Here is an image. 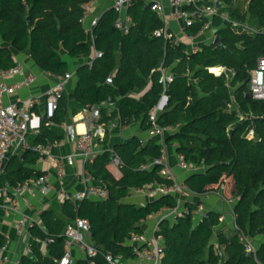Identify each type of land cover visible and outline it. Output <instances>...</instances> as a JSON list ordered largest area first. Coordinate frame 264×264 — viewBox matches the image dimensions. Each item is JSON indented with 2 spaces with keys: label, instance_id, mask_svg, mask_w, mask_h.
<instances>
[{
  "label": "trees",
  "instance_id": "trees-1",
  "mask_svg": "<svg viewBox=\"0 0 264 264\" xmlns=\"http://www.w3.org/2000/svg\"><path fill=\"white\" fill-rule=\"evenodd\" d=\"M92 0H0V36L10 47H0V71L17 66L14 51L28 53L35 65L52 76L66 77L69 64L62 53L71 59H88L93 51L82 25L84 5ZM235 20H253L260 30L256 35H238L222 21L213 24L217 38L225 48L200 43L196 53H186V45H176L154 37L163 23L152 10V5L135 1L128 14L133 24L128 34L115 26L119 15L110 9L94 28L95 49L103 54L92 67L83 65L77 70V87L69 98L83 107L93 108L103 103L117 108L101 109L100 124L109 126L115 119L122 125L141 122L143 130H150L149 113L161 98L160 65L175 75L168 89V105L161 113V126L178 127L166 143L175 146L178 155L187 163L204 167V172L189 175L184 184L197 196L222 194L225 199H236L234 211L240 230L257 243L254 257L245 252L238 235L221 229V215L207 212L196 222L192 212L201 204H186L190 214L176 222L160 223L165 243V262L168 264H264V102L247 97L248 79L264 57V0H221ZM202 23L188 30L198 35ZM226 67L234 70L230 84L225 76L216 77L208 69ZM109 76L114 85H105ZM139 99L133 93L146 90ZM66 97L63 95L54 116L41 117L40 134L30 139L32 147L50 145L62 140L47 123L60 124L67 116ZM237 104L244 115H252L241 122ZM38 115L39 111L34 110ZM111 111V112H110ZM254 124L258 141L244 137ZM109 132V129L107 133ZM108 138V134L106 136ZM103 142V144H105ZM113 153L122 162V177L117 180L109 171ZM21 156H10L0 168V190L16 187L27 180H36L43 173L33 170L39 155L27 151ZM161 157L160 145L149 141L146 145L138 137L115 145L100 153L87 170L105 185L108 198L101 201H67L61 213L44 211L41 226L30 233L46 245L48 256L33 248V256L24 255L21 264H58L65 253V231L76 218L90 224V240L99 250L94 264H109L105 256L121 257L122 261L135 258L128 241L133 234H142L141 223L164 209L177 206L174 196H162L143 206L125 202L130 192L150 184L171 186L160 176L163 167L151 165ZM146 168V169H145ZM215 240V241H214ZM7 239L0 233V246ZM75 264H91L90 259H79Z\"/></svg>",
  "mask_w": 264,
  "mask_h": 264
},
{
  "label": "built area",
  "instance_id": "built-area-1",
  "mask_svg": "<svg viewBox=\"0 0 264 264\" xmlns=\"http://www.w3.org/2000/svg\"><path fill=\"white\" fill-rule=\"evenodd\" d=\"M99 0H92L86 5L87 11L84 15L86 21L90 15L93 4ZM112 9L119 15L118 20L115 23L117 29L121 30L125 34H128L133 21L128 15L129 9L133 6L135 1L143 2L147 5H152V10L156 13L158 18L163 23V27L160 30L154 32L153 36L157 38H163L165 42L174 40L176 45L181 43L185 44L187 49L186 53H196L199 50L201 42H198L199 38L205 34H211L210 40L207 44H214L216 40L214 20L219 19L222 21L223 26H229L238 35H256L260 30L250 24L249 19L246 21L235 20L231 17L229 11L223 8H227L221 0H166L170 7V13L166 11L163 0H111ZM221 3V7L217 4ZM100 17H93L89 24V32L93 35L94 28L98 25ZM178 22L180 24V30L178 34H174L171 29V23ZM197 23H202V28L198 35H192L188 33V30L194 27ZM203 43V42H202ZM205 43V42H204ZM103 54L93 49V54L88 62V66L92 67L95 60L101 59ZM161 73L160 85L163 88V92L157 105L149 113V123L151 125L149 133L152 138H160L161 143V157L154 162V165H160L163 167L160 172V176L172 182L171 186L150 184L144 188L133 190V194L139 197H147L149 200H156L162 196H174L177 200V206L173 209H164L161 212L155 214L156 224L151 234H133L128 241V245L133 247L135 258L138 264H168L165 262V243L164 238L161 235L160 223L164 220H170L176 222L179 218L185 217L190 214V210L184 206L183 200L188 198H205L194 194L177 176L173 173L172 168L168 162V145L165 141L167 135H171L178 130V127L161 126L159 124V118L161 113L168 105V89L170 84L174 81L175 75L171 69L165 67L163 62L159 67ZM209 73L216 77L225 76L228 84L235 78L236 73L234 70L220 66L216 68L208 69ZM18 76L23 77V81L19 83H7L8 80H12ZM52 76V75H50ZM57 80V84L46 93L47 110L45 116L47 119H51L58 107V103L65 92L66 84L70 80V77L53 76ZM37 82V77L33 74H26L20 65L9 70L0 71V168L9 159L10 156H18L27 151H34L39 155L40 161H49V150L47 146L37 145L32 147L28 141V135L32 131H38L40 128L41 118L37 116L33 109L37 106V99H28L20 104H7L5 99L7 96L13 95L19 92L24 87H31ZM106 84L113 86L114 77L109 76L106 79ZM250 95L256 101L264 102V57L258 61L257 69L250 72L248 79ZM111 104L103 103L99 106L92 108V120L93 125H89L87 131L80 133L76 128L69 127V133L75 138L77 142V153H74L67 157V163L70 166L74 165L76 158H81L85 165V172L82 178V191L72 194L68 191H62L60 198L62 202L67 201H81V200H105L108 198V190L105 186H97L94 184V179L87 170V165L92 164L96 157L100 154L94 148V139L97 137L103 138L110 126L100 124L101 121V109L109 107ZM237 110L240 116L241 122L253 118L252 115H244L240 112L237 104L231 106V110ZM50 125V122L47 123ZM244 137L249 141H258V136L254 124L250 125L244 134ZM53 161L57 160L54 158ZM51 160V161H52ZM111 174L119 180L122 177L121 168L122 162L120 157L113 153L111 163ZM59 164L56 168L59 169L61 174L62 169L59 168ZM178 167L185 174H193L197 172H204V167H199L193 163H187L182 155H178ZM146 169V168H145ZM49 179L47 176H41L36 180H27L23 184L16 187L5 186L0 190V208L5 211H17L20 212V200L23 201L25 207H30L29 201L25 198L26 195L34 196L36 192H40L42 195H47L49 192L48 186ZM220 197L222 194L218 193ZM222 198L229 206V212L232 217L233 231L238 235L240 243L243 245L246 253L253 255L257 254V243L249 235L240 230L236 224V214L234 207L236 205V199ZM195 218L202 220L206 217L207 211L204 205L201 203L198 208L192 212ZM225 219L221 216V222ZM41 226L40 220L32 218L28 215L22 214V218L15 224V229L19 235L25 234L30 231L34 226ZM90 233V224L87 220L82 218H76L71 224H69L65 231V253L60 259L58 264H74L73 248H79L84 254L85 259H90L91 264H94L92 259L99 255V250L96 246L88 242ZM44 245L53 243L52 239L41 241ZM8 250V242L5 246H0V264H21L20 260L12 261L5 253ZM27 255H33V248L28 247L26 251ZM106 261L109 264H132L128 261H122L121 257L114 258L112 255L107 254L105 256Z\"/></svg>",
  "mask_w": 264,
  "mask_h": 264
},
{
  "label": "crops",
  "instance_id": "crops-1",
  "mask_svg": "<svg viewBox=\"0 0 264 264\" xmlns=\"http://www.w3.org/2000/svg\"><path fill=\"white\" fill-rule=\"evenodd\" d=\"M164 5L166 7V11L170 13V7L166 0H163ZM208 2L209 0H204ZM240 1V0H239ZM240 1V6H242L243 10L247 9V4ZM88 4V3H87ZM84 5V15L86 14L87 8ZM112 1L111 0H99L95 4H93L91 8L90 15L87 20L82 19V25L86 34L88 36V42L91 45L92 51L95 49V37L89 32V24L93 17H102V15L108 10L112 9ZM129 15V14H128ZM132 19V18H131ZM171 31L174 34H178L180 30V24L177 22H172L170 26ZM210 34L207 33L204 36L200 37L198 42L208 43L210 40ZM0 47H10V44L5 43L0 36ZM14 61L17 65H20L23 68V71L26 74H33L37 77V82L34 83L31 87H24L19 92L7 96L5 102L7 104H20L21 102L28 99H37V106L33 109V112L37 116H45L47 110V100L46 93L52 89L56 84L57 80L55 77L50 76V74L41 71L33 62L31 56L28 53H20L14 51ZM62 58L69 64V73L68 76L70 80L66 84L65 92L63 95L66 97V107H67V116L66 118L58 125L50 123L49 126L53 132H55L58 136L62 137V140L59 142H55L54 144L44 145L48 147L49 156L52 159H56V161H40L38 160L36 165L31 168L37 172L43 173L48 177L49 182V192L47 195H42L40 192H36L34 196L26 195L25 198L29 201L30 207H25L23 201L20 200V212L17 211H5L0 208V233L5 236L8 242V250L5 253L12 261L20 260L26 254L28 247H36L39 249L44 256H48V251L46 249V245H44L41 240L35 238L31 235L30 231L25 234L19 235L15 229V224L22 218V214L28 215L32 218H37L40 220V215L47 210H55L57 213H61V208L64 202L61 201L60 193L62 191H68L72 194L78 193L82 191V178L85 172V165L81 158H76L74 165L70 166L67 163V157L77 153V142L75 138L69 133L68 128L74 127L80 133L87 131L89 125H93L92 120V108H87L79 105L74 100L69 98L70 94L77 87V70L83 65H88L90 58L88 59H71L65 53H62ZM23 81L22 76H18L12 80H8L7 83H19ZM105 85L106 81H105ZM148 89L142 90L138 93H133L134 97L141 99ZM109 108H117V105H110ZM37 109L39 111L38 115L34 110ZM110 111V112H111ZM41 118V117H40ZM112 125V127L110 126ZM109 132L103 138L97 137L94 139V148L96 151L100 153L111 150L115 145H120L128 142L134 137H138L144 142L146 145L149 141H154L156 144L161 143L160 138H152L150 136L149 130H143L141 127V122H134L129 125H122L119 119H115L111 124H109ZM40 134V128L38 131H32L28 135V141L30 143V139H34ZM108 134V138H106ZM170 135L165 137L166 139ZM103 144V142H105ZM31 145V144H30ZM32 146V145H31ZM34 152V151H33ZM35 153V152H34ZM24 154V153H23ZM23 154L18 156L24 159ZM168 162L170 167L173 170V173L177 176L179 180L182 182L191 175L183 173L178 167V154L176 152L175 146L168 145ZM59 164V168L62 169L60 174L59 169L56 166ZM154 165V162L151 163L150 166ZM109 171L111 172L110 165L108 166ZM94 179V178H93ZM94 184L97 186H105L100 182H97L94 179ZM13 188V187H12ZM98 201V200H92ZM152 200H149L147 197H139L133 194L131 191L129 196L125 199V202L136 204L138 206H143ZM201 202L204 205V208L207 212L213 211L219 213L221 216H224L225 219L221 224V229H223L226 233L232 234L233 231V222L232 217L229 212V206L226 204L222 196L219 194H209L205 198H188L187 200H183L184 206L186 204H195ZM196 222L199 219L195 218ZM156 224V216L152 215L147 220L141 223V227L143 232L146 234H151L152 230ZM88 242L93 244V242L88 238ZM94 245V244H93ZM34 254V253H33ZM32 257L33 255H27ZM73 256H74V264L79 259H85L84 254L79 248H73ZM132 264H138L135 260H128Z\"/></svg>",
  "mask_w": 264,
  "mask_h": 264
},
{
  "label": "water",
  "instance_id": "water-1",
  "mask_svg": "<svg viewBox=\"0 0 264 264\" xmlns=\"http://www.w3.org/2000/svg\"><path fill=\"white\" fill-rule=\"evenodd\" d=\"M217 6L221 7V3H218ZM214 44L223 49L225 48V44L223 43V40L220 38H216ZM247 97H250V95H247ZM197 173H201V172H197Z\"/></svg>",
  "mask_w": 264,
  "mask_h": 264
},
{
  "label": "rangeland",
  "instance_id": "rangeland-1",
  "mask_svg": "<svg viewBox=\"0 0 264 264\" xmlns=\"http://www.w3.org/2000/svg\"><path fill=\"white\" fill-rule=\"evenodd\" d=\"M253 22H254V21H253V20H251V24H252V25H253ZM210 36H211V34H210ZM209 38H210V37H209ZM214 241H215V240H214Z\"/></svg>",
  "mask_w": 264,
  "mask_h": 264
}]
</instances>
